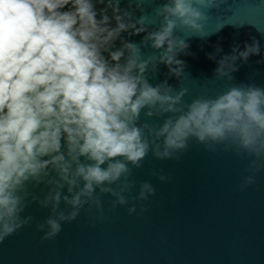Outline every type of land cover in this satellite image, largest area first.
I'll return each mask as SVG.
<instances>
[{
	"label": "clouds",
	"instance_id": "9594fccd",
	"mask_svg": "<svg viewBox=\"0 0 264 264\" xmlns=\"http://www.w3.org/2000/svg\"><path fill=\"white\" fill-rule=\"evenodd\" d=\"M133 3L139 9L142 0H127V7L122 0H0V242L33 219L21 215L29 196L50 210L37 225L47 229L45 240L86 204L102 211V194L116 198L113 207L127 204L124 193L134 187L129 163L139 168L150 150L160 159L178 158L191 138L207 150L223 145L254 157L251 173L264 166V88L241 81L188 103L182 100L187 89L168 83L187 67L178 57L194 55L176 29L206 38V14L194 0H165L155 9L162 22L149 28ZM141 33L139 43L131 39ZM251 41L219 59L205 53L217 65L214 74L233 80L238 61L261 56L259 40ZM144 47L155 51L145 58ZM214 47L222 51L219 40ZM160 65L167 73L153 85L147 74ZM142 110L164 116L163 122H142ZM254 181L245 176L241 187ZM41 184L43 198L29 192V185ZM154 192L143 182L132 199ZM128 212H136L135 205Z\"/></svg>",
	"mask_w": 264,
	"mask_h": 264
},
{
	"label": "water",
	"instance_id": "95a60500",
	"mask_svg": "<svg viewBox=\"0 0 264 264\" xmlns=\"http://www.w3.org/2000/svg\"><path fill=\"white\" fill-rule=\"evenodd\" d=\"M164 2L142 0L141 8H135V3L132 7L137 16H147L146 23L154 28L162 22L155 9ZM194 4L207 16L201 23L208 37L201 38L191 28L176 29L194 54H181L178 58L187 62L184 73L168 79L176 91L187 89L182 100L215 97L241 81L264 88V63H256L264 57V0H194ZM122 6L127 7V0H122ZM143 35L131 39L139 43ZM251 37L259 40L261 56H252L247 63L238 61L233 80L217 77L213 72L217 65L205 53L219 59L233 45L243 48L245 41L251 43ZM218 40L221 52L214 47ZM142 51L146 58L155 50L144 47ZM166 73L160 65L159 72L147 75L155 85ZM163 119L147 117L144 110L140 114L142 122L153 125ZM252 159L223 145L207 150L195 138L178 158L160 159L150 150L139 168L129 163L128 179L134 187L124 193L127 204L113 207L116 198L102 194V211L94 206L87 210L86 204L75 220L61 222V231L47 240L43 239L47 229L37 225L50 210L29 196L21 215L33 219L0 242V264H264V166L249 172ZM159 175L168 179L161 181ZM248 175H254L255 181L242 188ZM143 182L152 185L154 194L147 200L132 199ZM28 190L43 198L47 187L29 185ZM133 205L136 212L130 214ZM64 207L62 201L60 208Z\"/></svg>",
	"mask_w": 264,
	"mask_h": 264
}]
</instances>
